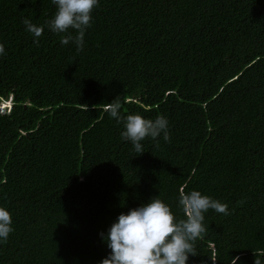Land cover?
<instances>
[{
	"label": "trees",
	"instance_id": "1",
	"mask_svg": "<svg viewBox=\"0 0 264 264\" xmlns=\"http://www.w3.org/2000/svg\"><path fill=\"white\" fill-rule=\"evenodd\" d=\"M52 0H0V264H100L99 233L158 196L206 212L187 264H264V0H100L83 51L44 25ZM122 116H166L170 140L137 153Z\"/></svg>",
	"mask_w": 264,
	"mask_h": 264
},
{
	"label": "clouds",
	"instance_id": "2",
	"mask_svg": "<svg viewBox=\"0 0 264 264\" xmlns=\"http://www.w3.org/2000/svg\"><path fill=\"white\" fill-rule=\"evenodd\" d=\"M100 0H52L55 12L44 25L34 24L24 18L25 30L39 43L44 28L61 34L60 43H73L77 52L83 51L85 34L93 20V10ZM5 46L0 43V56L5 55ZM2 109H11L12 101L3 102ZM122 101L118 96L106 104L105 111L116 122L123 123L121 138L128 141L137 153H143L142 141L150 138L159 145V138L170 140L169 121L166 116L158 115L154 120L140 114L121 115ZM177 207L185 218H177L171 206L158 196L136 208L121 213L107 229L99 233L102 242L109 249L100 264H187L193 254L194 242L205 231V213L210 209L228 215V205L200 191L181 192ZM14 231L10 211L0 206V244L7 242ZM255 264L261 261L255 259Z\"/></svg>",
	"mask_w": 264,
	"mask_h": 264
}]
</instances>
